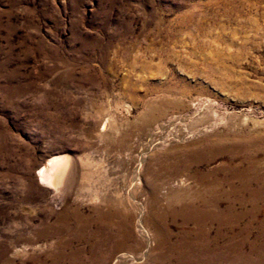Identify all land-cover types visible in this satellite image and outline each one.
Returning <instances> with one entry per match:
<instances>
[{"label": "rangeland", "instance_id": "rangeland-1", "mask_svg": "<svg viewBox=\"0 0 264 264\" xmlns=\"http://www.w3.org/2000/svg\"><path fill=\"white\" fill-rule=\"evenodd\" d=\"M197 231L201 264H264V0H0V264Z\"/></svg>", "mask_w": 264, "mask_h": 264}, {"label": "bare ground", "instance_id": "bare-ground-1", "mask_svg": "<svg viewBox=\"0 0 264 264\" xmlns=\"http://www.w3.org/2000/svg\"><path fill=\"white\" fill-rule=\"evenodd\" d=\"M43 172H44V168H41L39 171L40 175H43ZM61 173H63V171ZM179 212L185 214V219L194 220L198 224H202V217L208 215L206 211L190 208L188 206H183ZM107 216H108L107 214H104L105 218ZM126 228L128 229V226H126ZM197 232L198 233L194 240H190V241L185 240L183 243L171 247L170 252H172V255H163L164 257L161 258L162 261L160 263L161 264H201L202 262L209 263L213 261L214 256H213V252L211 251L212 247L209 246L210 240L201 237L200 236L201 231H197Z\"/></svg>", "mask_w": 264, "mask_h": 264}]
</instances>
